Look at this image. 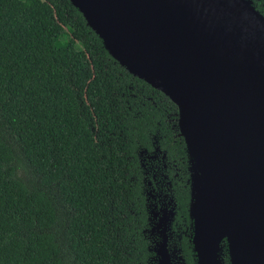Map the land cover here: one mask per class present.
<instances>
[{"label": "trees", "instance_id": "obj_1", "mask_svg": "<svg viewBox=\"0 0 264 264\" xmlns=\"http://www.w3.org/2000/svg\"><path fill=\"white\" fill-rule=\"evenodd\" d=\"M252 4L264 16V0ZM177 118L70 0H0V264H157L146 207L155 156L168 166L179 250L196 264ZM221 256L229 264L225 241Z\"/></svg>", "mask_w": 264, "mask_h": 264}, {"label": "water", "instance_id": "obj_2", "mask_svg": "<svg viewBox=\"0 0 264 264\" xmlns=\"http://www.w3.org/2000/svg\"><path fill=\"white\" fill-rule=\"evenodd\" d=\"M232 1L264 59V16L252 0ZM70 2L121 66L178 108L196 264H223L222 241L229 264H264L263 68L235 18L218 0ZM174 213L154 225L158 264L182 259L166 247Z\"/></svg>", "mask_w": 264, "mask_h": 264}, {"label": "flooded vegetation", "instance_id": "obj_3", "mask_svg": "<svg viewBox=\"0 0 264 264\" xmlns=\"http://www.w3.org/2000/svg\"><path fill=\"white\" fill-rule=\"evenodd\" d=\"M153 158H158V156L157 157L155 156ZM162 169H163V171L160 174H157L155 172L152 173V177L147 180V190H146V194H147V196H146V207H147V212H148L149 233L151 234V237H152L151 249L155 255L154 261L157 264H158V255L156 254L154 248H155L156 243L158 242L157 240L160 238V231L159 230H161V229L154 228V222L152 220L153 211H152V208L150 206L152 191H156V190H158L159 186H163L167 190V193L169 195L170 200L172 199L171 181L168 179V174L166 173L168 170V166L163 161V158H162ZM157 202H158V199H157ZM170 203H171V207L174 206L173 199H172V202H170ZM173 222H175V221L172 219L171 224L169 225V229L166 232V234H167L166 247H167V251L169 252L170 256L172 257V260L177 261L179 256H184L182 250L178 251L179 248H181L180 243L178 241H180V239H181L180 234L182 231H181V228L176 226V223H173ZM174 225H175V228H173ZM160 240H161V238H160ZM174 251H176V252H174ZM182 259H183V257H182ZM182 259L181 258L179 259L181 264H183ZM184 263L187 264L185 260H184Z\"/></svg>", "mask_w": 264, "mask_h": 264}, {"label": "rangeland", "instance_id": "obj_4", "mask_svg": "<svg viewBox=\"0 0 264 264\" xmlns=\"http://www.w3.org/2000/svg\"><path fill=\"white\" fill-rule=\"evenodd\" d=\"M51 12H52V8L49 5L41 6L38 9L39 20L42 23H47L48 16L51 14ZM60 22H61V24L65 25L64 20H60ZM150 160H152L154 162H152ZM146 162H147V164H149L148 166H150V168H151V166H152V168H153V166L155 167V169H153V171L155 173L160 174L163 171L161 159H159V158L148 159ZM156 163H158V164H156ZM156 198L158 199V202H157ZM170 202L171 201H170L169 195L167 193V190L163 186H159L158 190L152 191L150 206H151L152 211H153L152 220L154 222V225L155 224H163L164 218L167 217L168 211L171 207ZM160 238H161V236H160ZM160 238L157 241H159ZM173 262H175V261H173ZM175 264H181V263L175 262Z\"/></svg>", "mask_w": 264, "mask_h": 264}, {"label": "bare ground", "instance_id": "obj_5", "mask_svg": "<svg viewBox=\"0 0 264 264\" xmlns=\"http://www.w3.org/2000/svg\"><path fill=\"white\" fill-rule=\"evenodd\" d=\"M221 2L224 10H226L229 14V17H234L237 26L239 27V39H241L244 36H247L248 43H250V46L252 48V54L256 56L257 59V65L263 68L262 72V78H264V59H263V53L254 45V39L251 35L250 31L247 29L245 21L240 14L239 10L237 9L236 5L232 0H218Z\"/></svg>", "mask_w": 264, "mask_h": 264}]
</instances>
